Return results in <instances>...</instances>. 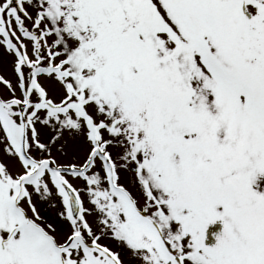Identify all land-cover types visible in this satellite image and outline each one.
Masks as SVG:
<instances>
[{
    "label": "snow or ice",
    "instance_id": "snow-or-ice-1",
    "mask_svg": "<svg viewBox=\"0 0 264 264\" xmlns=\"http://www.w3.org/2000/svg\"><path fill=\"white\" fill-rule=\"evenodd\" d=\"M0 264H264V0H0Z\"/></svg>",
    "mask_w": 264,
    "mask_h": 264
},
{
    "label": "rangeland",
    "instance_id": "rangeland-1",
    "mask_svg": "<svg viewBox=\"0 0 264 264\" xmlns=\"http://www.w3.org/2000/svg\"><path fill=\"white\" fill-rule=\"evenodd\" d=\"M217 229H219L221 227L220 223L217 222V225L215 226Z\"/></svg>",
    "mask_w": 264,
    "mask_h": 264
}]
</instances>
